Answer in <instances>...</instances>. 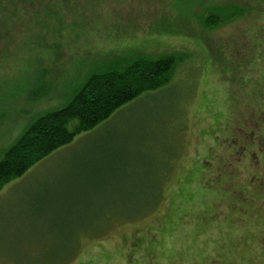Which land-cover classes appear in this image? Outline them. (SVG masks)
<instances>
[{
  "label": "rangeland",
  "instance_id": "rangeland-1",
  "mask_svg": "<svg viewBox=\"0 0 264 264\" xmlns=\"http://www.w3.org/2000/svg\"><path fill=\"white\" fill-rule=\"evenodd\" d=\"M37 5L0 41V162L92 75L176 66L0 191V264H264V0Z\"/></svg>",
  "mask_w": 264,
  "mask_h": 264
},
{
  "label": "trees",
  "instance_id": "trees-1",
  "mask_svg": "<svg viewBox=\"0 0 264 264\" xmlns=\"http://www.w3.org/2000/svg\"><path fill=\"white\" fill-rule=\"evenodd\" d=\"M37 4L38 0H0V41L4 42L13 33L11 28L21 19L19 14L26 13L28 8L35 11ZM40 7L43 4L38 10ZM241 12L242 9H235V14L242 15ZM205 20L208 27L220 24L215 15ZM175 66L176 58L172 56L158 61H138L124 72L92 75L66 108L39 117L6 152L0 162V191L143 94L167 86Z\"/></svg>",
  "mask_w": 264,
  "mask_h": 264
},
{
  "label": "crops",
  "instance_id": "crops-1",
  "mask_svg": "<svg viewBox=\"0 0 264 264\" xmlns=\"http://www.w3.org/2000/svg\"><path fill=\"white\" fill-rule=\"evenodd\" d=\"M80 138H82V135L78 136V137L73 141V143H71L70 145L65 146V147H63V148L57 150V151L54 152L53 154H51L46 160H49V158H52V157H54V156H60L61 154L65 153V151H67V150L73 148V147L76 145V143L79 141ZM46 160H45V161H46ZM41 162H42V161H41ZM41 162H40V163H41ZM38 164H39V163H38ZM34 167H35V166H34ZM34 167H33V168H34Z\"/></svg>",
  "mask_w": 264,
  "mask_h": 264
}]
</instances>
